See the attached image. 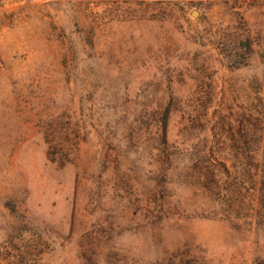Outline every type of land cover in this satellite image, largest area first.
<instances>
[{
    "label": "rangeland",
    "instance_id": "rangeland-1",
    "mask_svg": "<svg viewBox=\"0 0 264 264\" xmlns=\"http://www.w3.org/2000/svg\"><path fill=\"white\" fill-rule=\"evenodd\" d=\"M0 264H264V0H0Z\"/></svg>",
    "mask_w": 264,
    "mask_h": 264
}]
</instances>
